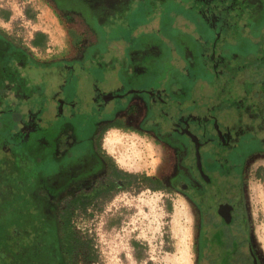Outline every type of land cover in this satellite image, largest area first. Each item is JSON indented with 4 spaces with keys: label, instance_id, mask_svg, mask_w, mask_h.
Wrapping results in <instances>:
<instances>
[{
    "label": "rangeland",
    "instance_id": "1",
    "mask_svg": "<svg viewBox=\"0 0 264 264\" xmlns=\"http://www.w3.org/2000/svg\"><path fill=\"white\" fill-rule=\"evenodd\" d=\"M115 1L105 0V3L113 5ZM255 9L251 0H132L130 39H139L144 45L137 49L136 57L153 63L159 71L164 68L161 61L165 58L173 65V72L166 81L172 99L165 101L168 113H171L168 116L172 123L168 124L173 131L184 132L193 126V134L202 137L206 131L201 130L199 120L217 113L216 102L224 108L228 104L233 108V104L248 96L247 89L242 87H227L220 96L216 94L215 89L230 80L222 74L220 80H215L206 75L207 72L202 73L206 66L201 67L200 44L209 30H219L230 37L237 34L238 42L242 43V51L239 50L242 57L236 61L235 74L244 83L256 82L260 69H264V32L261 33L259 28H264V21L258 12L254 14ZM223 18L229 19L231 27L222 26ZM0 27L28 47L32 56L45 62L80 59L85 54L86 44L77 48L69 27H77L89 34L78 21H67L50 0H0ZM37 33L46 34L43 47L32 46ZM88 37L92 39V36ZM50 67H38L39 71L33 73L24 72L26 81L21 82L17 93L14 89L0 93L2 154L14 151L18 154L20 150L29 152L39 149V144L44 148L47 140L58 131L66 132L75 140L92 131L94 109L98 106L97 101H101L96 97L100 89L87 92L86 98H78L80 94L83 96L82 91L73 95V87H62L59 83L66 77L65 71ZM199 71L200 75L197 74ZM18 76L14 72V80ZM7 85L9 88V83ZM93 85L86 87L88 91ZM57 104H60V112L63 110L61 117L55 114ZM134 116H125L127 123L124 124L135 122L136 117L140 120L143 111ZM62 118L68 121L65 123ZM133 125L108 130L103 139L106 151L124 169L161 177L172 187L175 178L186 174L181 165H192V157L186 158L185 152L179 156L172 145L162 143L150 130L142 126L140 129L137 122ZM205 125L210 132L214 131L213 126H219V131L226 135L231 134L234 126L230 128V123ZM225 159L221 168L227 171L232 160L226 162ZM31 160L35 162L33 157ZM91 184V181L84 182L62 193L58 205L65 207L73 202L79 190L89 189ZM244 186L252 236L264 264V154L247 161ZM171 189L135 186L132 190L112 192L108 198L92 203L86 210L72 204L75 245L72 264H199V239L205 233L200 228V211L189 197ZM17 198L21 204L25 203L24 206L30 202L29 196L21 194L15 197L16 205L19 203Z\"/></svg>",
    "mask_w": 264,
    "mask_h": 264
},
{
    "label": "flooded vegetation",
    "instance_id": "2",
    "mask_svg": "<svg viewBox=\"0 0 264 264\" xmlns=\"http://www.w3.org/2000/svg\"><path fill=\"white\" fill-rule=\"evenodd\" d=\"M50 1L67 21H78L89 34L83 33L84 30L79 31L77 27H69L75 46L78 48L75 43L77 38L82 40L81 48L86 44L85 54L80 59H57L48 63L55 70L58 67L65 71L66 77L59 83L62 87H73V95L76 91H82L83 96L80 94L78 98H86L87 92L100 89L96 97L101 101H97L98 106L94 109L96 114L92 131L79 137V140L58 131L47 140L44 148L39 144L36 150H20L18 154L14 151L5 155L2 154L0 142V264H63L57 243V221L61 210L68 205H58L62 193L91 181L89 189L83 188L79 192L98 190L100 194L95 202H99L105 199L107 194L102 193L107 191L112 193L132 190L135 186L150 187V183L144 180L135 185L132 176L119 178L120 170L131 174L134 172L118 165L103 146L108 130L134 127L133 123L136 122L140 129L142 126L154 133L162 143L172 145L179 156L182 157L185 152L186 158L189 156L193 159L192 165H181L186 174L175 178L172 187L162 181L169 186L163 190L172 188L171 191H180L192 199L197 207L205 209L204 216L200 217V228L205 233L199 239V264H263L246 209L244 165L246 156L250 159L264 154V69H260L258 79L251 82L252 85L238 80L235 66L242 57V43L238 42L237 34L230 37L219 30H209L203 35L200 49L204 65L201 67H206L202 73L207 72L206 75H211L215 80H220L222 75L230 80L215 89L216 94L220 96L227 87H242L247 89L248 96L233 104V108L229 104L224 108L216 102L217 113L199 120L201 130L206 131L200 137L193 134V126L178 132L168 124L172 122L166 103L172 97L166 81L173 72V65L169 63V58L162 59L164 68L159 71L153 63L136 57L137 49L144 45L139 39H130L129 7L132 0H116L113 5L106 4L105 0ZM251 1L257 7L254 14L258 12L264 21V0ZM221 24L225 28L231 27L228 18H223ZM259 28L263 33L264 28ZM88 36H92V39L89 40ZM204 57L212 63L204 61ZM197 74L200 75L201 71ZM37 82L40 83L39 80ZM91 83L94 85L88 91L86 87ZM18 88L16 84H9L4 91L14 89L17 93ZM181 94L185 97L183 91ZM160 97L163 99L160 100ZM140 110L143 111L140 120L136 117L135 122L124 124L127 123L125 116L135 118L134 114ZM59 112L60 104H57V117H61L63 110ZM64 118L62 120L66 123L68 120ZM205 123H230V128L234 126L231 134L226 135L219 131V126H213L212 132L206 130ZM32 157L35 162L31 160ZM223 158H227V162L228 159L232 160L227 171L221 168L220 160ZM195 166L198 167L197 171ZM20 193L30 197L28 205L21 204L18 198L19 203L15 204V197ZM221 208H224L222 214ZM210 234L213 235L210 237Z\"/></svg>",
    "mask_w": 264,
    "mask_h": 264
},
{
    "label": "trees",
    "instance_id": "3",
    "mask_svg": "<svg viewBox=\"0 0 264 264\" xmlns=\"http://www.w3.org/2000/svg\"><path fill=\"white\" fill-rule=\"evenodd\" d=\"M46 41H47L46 34L37 33L35 39L32 41V46L35 48L43 47ZM75 43L76 45H78V48H80L82 45V40L80 38H77ZM49 66L50 63L38 60L36 57L32 56L30 49L28 47L23 45L18 39L9 35L5 30H3L0 27V90H4L8 86L7 85L8 83L11 85L16 84L18 87H21V82L24 83L26 81L24 78L25 77L24 72L33 73L35 70L39 71L38 67L47 68ZM64 68L66 69V67ZM14 72H17V74L19 75L17 80H14L13 77ZM36 77L38 79L41 78L39 77V75L38 76L36 75ZM248 159L249 157L246 156L245 165ZM222 161L223 159L220 160V164ZM195 168L197 171L198 167L195 166ZM124 176H132L134 178L135 185L142 182V180L148 181L150 183L149 188H152L153 190H163L168 187L163 183L161 177H157L154 175L148 176V175H139L136 173L131 174L129 172L120 170L119 178H122ZM99 194L100 192L98 190L79 192L78 195L75 197L74 201L69 203L68 206L65 208V210H61L57 221V228H58L57 243H58V248L62 253L60 254L61 255L60 260L62 261L63 264H72V257L75 251L74 224L71 219V211H70L71 205L76 204L77 207L86 210L88 206H90L92 203L96 201ZM102 194L104 195L107 194L105 195V198H108L111 193L107 191ZM198 209L200 211V217L204 216L205 209L201 207H198ZM148 264H153V263H148Z\"/></svg>",
    "mask_w": 264,
    "mask_h": 264
},
{
    "label": "water",
    "instance_id": "4",
    "mask_svg": "<svg viewBox=\"0 0 264 264\" xmlns=\"http://www.w3.org/2000/svg\"><path fill=\"white\" fill-rule=\"evenodd\" d=\"M223 210H224V208H221V210H220V213H221V214L223 213Z\"/></svg>",
    "mask_w": 264,
    "mask_h": 264
}]
</instances>
